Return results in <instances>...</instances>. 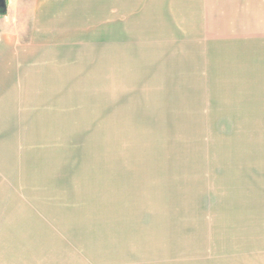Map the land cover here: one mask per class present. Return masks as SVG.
<instances>
[{"label": "rangeland", "instance_id": "374dc122", "mask_svg": "<svg viewBox=\"0 0 264 264\" xmlns=\"http://www.w3.org/2000/svg\"><path fill=\"white\" fill-rule=\"evenodd\" d=\"M6 1L0 264H264V0Z\"/></svg>", "mask_w": 264, "mask_h": 264}, {"label": "crops", "instance_id": "0c3cea01", "mask_svg": "<svg viewBox=\"0 0 264 264\" xmlns=\"http://www.w3.org/2000/svg\"><path fill=\"white\" fill-rule=\"evenodd\" d=\"M9 37L7 32L4 34L0 33V100L2 99V93L6 91L9 76L8 70V60H7V52L9 50V45L13 46L16 45L14 43L9 44ZM14 39V37H13ZM12 47V48H13ZM257 65V64H256ZM17 67H13L12 74L17 75L18 70L16 71ZM246 79H241V82H244L247 87L244 89L245 92L253 95L254 97H259L262 94H258V92L264 91V74L262 72L259 73L256 66L247 70ZM11 81L17 82V78L14 79L12 76ZM22 81V78H21ZM243 90V91H244Z\"/></svg>", "mask_w": 264, "mask_h": 264}, {"label": "water", "instance_id": "95a60500", "mask_svg": "<svg viewBox=\"0 0 264 264\" xmlns=\"http://www.w3.org/2000/svg\"><path fill=\"white\" fill-rule=\"evenodd\" d=\"M7 12V1L0 0V15H4Z\"/></svg>", "mask_w": 264, "mask_h": 264}]
</instances>
